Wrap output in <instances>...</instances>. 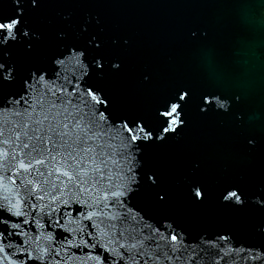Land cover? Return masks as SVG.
I'll return each mask as SVG.
<instances>
[{"label":"snow or ice","instance_id":"obj_1","mask_svg":"<svg viewBox=\"0 0 264 264\" xmlns=\"http://www.w3.org/2000/svg\"><path fill=\"white\" fill-rule=\"evenodd\" d=\"M45 2L0 0V264H212L214 256L264 264V218L252 225L261 242L213 250L188 244L168 217L156 221L132 205L141 191L154 206L168 205L143 153L182 125L179 102L189 93L158 112L156 127L119 114L94 79L105 65L89 59L91 45L70 42L59 28L51 53H41L44 31L25 21ZM64 21L70 26L71 17ZM195 197L203 199L199 190ZM223 199L264 209V187L237 186Z\"/></svg>","mask_w":264,"mask_h":264},{"label":"water","instance_id":"obj_2","mask_svg":"<svg viewBox=\"0 0 264 264\" xmlns=\"http://www.w3.org/2000/svg\"><path fill=\"white\" fill-rule=\"evenodd\" d=\"M25 22L44 31V55L59 28L70 42L91 45L89 59L103 57L105 65L94 79L121 115L143 116L156 127L158 112L189 93L187 104L179 102L182 125L143 153L168 205L154 206L141 191L133 206L156 221L168 217L188 244L215 250L261 242L252 225L264 209L234 206L223 196L237 186L264 187V0H47ZM212 264L224 261L214 256Z\"/></svg>","mask_w":264,"mask_h":264}]
</instances>
